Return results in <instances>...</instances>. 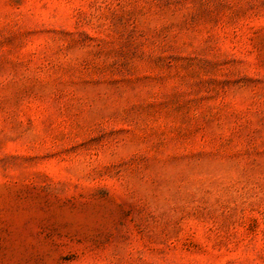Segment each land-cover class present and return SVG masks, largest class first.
I'll return each instance as SVG.
<instances>
[{
    "label": "rangeland",
    "instance_id": "374dc122",
    "mask_svg": "<svg viewBox=\"0 0 264 264\" xmlns=\"http://www.w3.org/2000/svg\"><path fill=\"white\" fill-rule=\"evenodd\" d=\"M0 264H264V0H0Z\"/></svg>",
    "mask_w": 264,
    "mask_h": 264
}]
</instances>
